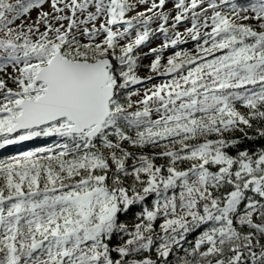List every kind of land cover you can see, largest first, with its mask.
I'll return each mask as SVG.
<instances>
[{
    "label": "snow or ice",
    "instance_id": "obj_1",
    "mask_svg": "<svg viewBox=\"0 0 264 264\" xmlns=\"http://www.w3.org/2000/svg\"><path fill=\"white\" fill-rule=\"evenodd\" d=\"M51 137L0 264H264V0H0V150Z\"/></svg>",
    "mask_w": 264,
    "mask_h": 264
},
{
    "label": "trees",
    "instance_id": "obj_2",
    "mask_svg": "<svg viewBox=\"0 0 264 264\" xmlns=\"http://www.w3.org/2000/svg\"><path fill=\"white\" fill-rule=\"evenodd\" d=\"M185 26H190V24L188 22H185L184 24H182L180 26V30L183 31V28ZM153 27H155V25H153ZM155 40H156V38H153L152 41L150 42V44H152V42H154ZM157 40H159V43H160V39H157ZM184 47H187L188 49H192L194 47V44L190 42L188 45H186ZM147 51H143V52H147ZM167 54H170V51ZM148 58L149 59H152V57L149 56V57L144 58L142 60V63L144 65H147V64H149L151 62V60L148 61ZM139 75H141V76L148 75V69L147 68H141L140 71H139ZM157 78L165 79L164 77H157ZM54 141L59 142V138H57V137H51V138L39 139V140H36V141L26 142L24 145H21V146H9L6 149L0 150V159L6 158L9 155L15 154V152L17 151L18 148L21 149V150H24V149H27V148H30V147L43 146V145H46V144H51ZM150 201H151V198H149V202ZM159 223H160V221H157V229H158ZM195 235H196V233H194L191 236H189V240H193L194 237H195Z\"/></svg>",
    "mask_w": 264,
    "mask_h": 264
},
{
    "label": "rangeland",
    "instance_id": "obj_3",
    "mask_svg": "<svg viewBox=\"0 0 264 264\" xmlns=\"http://www.w3.org/2000/svg\"><path fill=\"white\" fill-rule=\"evenodd\" d=\"M172 5H171V3H169V5H168V7H171ZM142 7L143 6H141V9L140 10H142ZM132 14H134V13H129V15H132ZM36 15H37V12L34 10L32 13H31V17H32V19H35L36 18ZM17 23H19V21H17ZM159 44V40H155L154 42H152V44H150L149 46H147V47H142L141 49H140V52H143V51H147L148 50V48L149 47H155V46H157ZM151 59H149L148 58V61H150ZM163 79H161V78H156L154 81H152V83H159V82H161ZM137 87H140V86H137ZM143 89L141 88V91H142Z\"/></svg>",
    "mask_w": 264,
    "mask_h": 264
}]
</instances>
